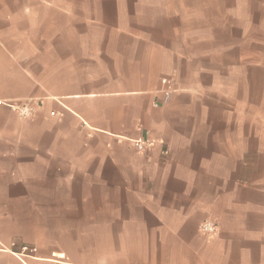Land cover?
<instances>
[{
	"label": "crops",
	"instance_id": "obj_1",
	"mask_svg": "<svg viewBox=\"0 0 264 264\" xmlns=\"http://www.w3.org/2000/svg\"><path fill=\"white\" fill-rule=\"evenodd\" d=\"M0 264H264V0H0Z\"/></svg>",
	"mask_w": 264,
	"mask_h": 264
},
{
	"label": "built area",
	"instance_id": "obj_2",
	"mask_svg": "<svg viewBox=\"0 0 264 264\" xmlns=\"http://www.w3.org/2000/svg\"><path fill=\"white\" fill-rule=\"evenodd\" d=\"M161 86H162V102L166 103L170 99L171 94L173 93V89L171 88V82L168 79H162L161 80ZM8 107L14 111L19 117L21 118H28L32 116L33 114V107L34 104L31 101H25L21 102L19 104L17 103H9ZM53 115V114H52ZM128 142L132 145V147L138 152V153H145L157 145H159L161 142L157 140L149 139L145 136H140L135 139H128ZM163 154H166V151H163ZM216 225L212 222H204L200 225L199 230L200 232L205 236H212L216 233ZM23 252H35V249H29L27 247L22 248Z\"/></svg>",
	"mask_w": 264,
	"mask_h": 264
}]
</instances>
